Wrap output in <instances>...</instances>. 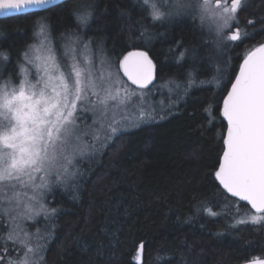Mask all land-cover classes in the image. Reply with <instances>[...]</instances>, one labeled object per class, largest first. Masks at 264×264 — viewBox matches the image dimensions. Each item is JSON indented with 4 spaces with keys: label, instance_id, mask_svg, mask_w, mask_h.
I'll list each match as a JSON object with an SVG mask.
<instances>
[{
    "label": "snow or ice",
    "instance_id": "obj_1",
    "mask_svg": "<svg viewBox=\"0 0 264 264\" xmlns=\"http://www.w3.org/2000/svg\"><path fill=\"white\" fill-rule=\"evenodd\" d=\"M54 2L0 0V14L27 15ZM135 2L153 25L180 24L185 17L198 22L201 31L207 25L217 50L251 37L240 26L239 13L246 9L247 0ZM97 8L93 0H82L73 7L76 29L59 34V50L50 18H37L33 21L34 42L19 54L15 78L0 70V220L8 229L0 235V264H44V253L55 238L51 221L58 213L46 203L53 185H67L80 175L77 157L95 155L109 146L119 151L121 137L165 110L163 101L158 109L151 100L154 91L149 85L156 80L157 66L148 51L132 45V50L125 49L114 58L105 49L103 38L81 34L97 20ZM121 18L128 21V31L138 34V39L151 40L153 34L144 19L133 22L131 14L124 12ZM247 24L254 25L255 21L248 20ZM169 52L174 53L178 64L195 56V50L185 48L182 42ZM0 62V68L11 63L8 51L0 50ZM199 74L200 68L193 62L183 81L173 77L153 88L168 89V110L174 107L173 94L179 102L192 88L206 83L223 88L222 116L227 127L214 176L225 195L250 205V213L241 214L236 208L237 216L229 227L251 224L264 228V43L245 52L234 77L225 79L219 67L211 80H198ZM85 112H91L94 119L92 125L82 127ZM86 136L91 137V143L84 139ZM72 187L75 192L76 185ZM197 211L222 215L211 207L202 206ZM41 218L46 221L43 231L37 227L32 232L25 227V222L36 224ZM9 243L15 255L10 254ZM182 244L190 253L192 246L187 241ZM143 248L141 243L137 258L142 257ZM184 255L181 252L183 264H187ZM245 264H264V259L254 257Z\"/></svg>",
    "mask_w": 264,
    "mask_h": 264
},
{
    "label": "trees",
    "instance_id": "obj_2",
    "mask_svg": "<svg viewBox=\"0 0 264 264\" xmlns=\"http://www.w3.org/2000/svg\"><path fill=\"white\" fill-rule=\"evenodd\" d=\"M80 2L67 0L40 12L0 19V50L11 56L5 72L30 43L34 20L49 17L53 40L58 41L57 34L76 29L72 11ZM93 2L99 16L81 34L103 38L114 58L125 49L132 50V45L147 50L157 66L154 84L173 77L183 81L193 62L200 68L198 80H211L217 67L224 70L225 79L234 77L245 52L264 43V0H247L246 9L239 13L240 26L251 37L225 50L216 49L208 27L201 31L189 17L180 24L151 25L135 0ZM122 12L131 14L133 22L144 19L153 34L151 40L130 33ZM248 20L255 24H247ZM177 42L195 50L194 58L190 56L182 66L169 52ZM224 95L223 88L211 83L192 88L189 95L175 100L171 111L160 114L162 119L143 123L121 137L119 151L109 146L89 156L79 163L81 174L75 180L54 184L47 204L58 209L51 221L55 238L44 254V264H183L181 252L187 264H241L264 258V228L229 227L237 207L241 214L251 210L225 195L214 176L226 129ZM202 206L222 215L197 211ZM184 241L192 246L190 253ZM141 243L143 254L137 258ZM7 247L12 254L14 246Z\"/></svg>",
    "mask_w": 264,
    "mask_h": 264
},
{
    "label": "rangeland",
    "instance_id": "obj_3",
    "mask_svg": "<svg viewBox=\"0 0 264 264\" xmlns=\"http://www.w3.org/2000/svg\"><path fill=\"white\" fill-rule=\"evenodd\" d=\"M190 18V17H189ZM191 19V18H190ZM149 22L151 23V25H152V21L151 20H149ZM156 25H158L159 26V23H157ZM72 27V26H71ZM70 27V28H71ZM206 27H208L207 25H206ZM62 32H64V31H62ZM83 32H85L84 30H83ZM32 35H33V33H32ZM53 36H54V34H53ZM59 37V34H57V38ZM88 37V36H87ZM86 37V38H87ZM54 40H55V38H54ZM56 41V40H55ZM54 41V42H55ZM34 42V38L32 37V39H31V41H30V43H33ZM62 43V41L60 40V39H58V41H56L55 42V44H56V47H57V49L59 50V48H60V44ZM106 49V48H105ZM108 54L110 55V53L108 52ZM111 56V55H110ZM6 69V68H5ZM0 70H2V71H4L5 72V70H4V67H2V68H0ZM16 68L14 69V66H12V68L10 67V69H7V71H6V73H8V74H10V75H12L13 76V78H15V73H16ZM165 80H162L161 82H159V83H163ZM129 84V83H128ZM155 85V84H154ZM129 87L131 88V89H135V87H133V86H131L130 84H129ZM150 89H153V91H154V95H152L151 96V100H152V102H153V104H155L156 106H157V108L159 109V102L160 101H163V105H164V108H165V110L163 111V112H161L160 114H164V113H167V112H169V111H171L172 109H173V107L171 108V110H168V105H169V92H168V89L167 88H163V89H155V88H150ZM175 100H176V95L175 94H173L172 96H171V101L173 102V104H174V102H175ZM160 116H157V118L156 119H158ZM93 119H94V117H93V114L91 113V112H85L83 115H82V117H81V120H80V123H81V125H82V127H84V126H87V125H92V122H93ZM85 140H87L89 143H91V137H89V136H86L85 138H84ZM89 159V156H85V157H83V158H81V157H77V159H76V163H77V166H78V168H79V163L81 162V161H87ZM79 170H80V168H79ZM80 174H81V171H80ZM46 203H47V200H46ZM234 205H235V203H234ZM249 213V212H248ZM32 223L33 222H31V221H27V222H25V227H27V229L29 230V231H32V232H34L35 231V229L37 228V227H39L42 231L44 230V228H42L43 226H44V224H46V221L43 219V218H41L40 219V221H39V223H36V224H34L33 225V227H31L32 226ZM7 227H6V225L4 224V222H3V220H0V235H2V234H4V233H6L7 232ZM0 247H3V244L2 243H0ZM45 254V253H44ZM12 255H15V253L14 252H12Z\"/></svg>",
    "mask_w": 264,
    "mask_h": 264
},
{
    "label": "water",
    "instance_id": "obj_4",
    "mask_svg": "<svg viewBox=\"0 0 264 264\" xmlns=\"http://www.w3.org/2000/svg\"><path fill=\"white\" fill-rule=\"evenodd\" d=\"M65 1H67V0H55V2L52 4V5H49V6H47L45 9H48V8H51V7H53V6H55V5H57V4H61V3H63V2H65ZM45 9H38V10H35V11H33V12H31V13H34V12H38V11H42V10H45ZM13 16H15V15H4V14H0V19H4V18H8V17H13ZM152 58V57H151ZM153 59V58H152ZM154 61V60H153ZM155 63V62H154ZM154 82V81H153ZM130 83V82H129ZM149 86H151V85H149ZM135 87V86H134ZM223 108V107H222ZM224 121H225V124H226V127H227V121H226V119L224 118ZM225 132H226V129H225ZM221 156H222V154H221ZM221 158V157H220ZM218 183H219V181H218ZM220 185V184H219ZM221 186V185H220ZM222 187V186H221ZM230 195V194H229ZM231 196V195H230ZM236 199H238V198H236ZM239 200V199H238ZM243 202H245V201H243ZM246 204H248L247 202H245ZM248 206L250 207V205L248 204ZM261 259H264V258H261ZM241 264H245V262L244 263H241Z\"/></svg>",
    "mask_w": 264,
    "mask_h": 264
},
{
    "label": "bare ground",
    "instance_id": "obj_5",
    "mask_svg": "<svg viewBox=\"0 0 264 264\" xmlns=\"http://www.w3.org/2000/svg\"><path fill=\"white\" fill-rule=\"evenodd\" d=\"M140 50H143V49H140ZM144 51H147V50H144ZM150 55V54H149ZM151 56V55H150Z\"/></svg>",
    "mask_w": 264,
    "mask_h": 264
},
{
    "label": "flooded vegetation",
    "instance_id": "obj_6",
    "mask_svg": "<svg viewBox=\"0 0 264 264\" xmlns=\"http://www.w3.org/2000/svg\"><path fill=\"white\" fill-rule=\"evenodd\" d=\"M161 116V115H160Z\"/></svg>",
    "mask_w": 264,
    "mask_h": 264
}]
</instances>
